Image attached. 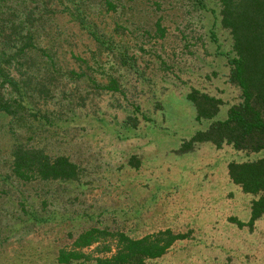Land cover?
<instances>
[{"label":"rangeland","instance_id":"rangeland-1","mask_svg":"<svg viewBox=\"0 0 264 264\" xmlns=\"http://www.w3.org/2000/svg\"><path fill=\"white\" fill-rule=\"evenodd\" d=\"M113 1L116 8H103L101 16L112 49L98 51L67 17L60 19L94 82L60 80L55 95L33 102L50 119L40 127L28 115L14 123L28 145L67 155L79 166L78 178L18 179L9 166L10 118L0 115V264H98L116 251L111 234L141 238L166 229L186 236L144 264H264V213L248 224L256 196L234 184L227 168L264 150L210 142L180 150L211 122L195 120L190 90L222 99L216 118L239 100L227 79L232 40L219 22L218 0ZM66 56L58 57L64 69H78ZM111 78L119 90L101 88ZM90 228L105 233L75 246ZM60 249L84 256L60 263Z\"/></svg>","mask_w":264,"mask_h":264},{"label":"trees","instance_id":"trees-1","mask_svg":"<svg viewBox=\"0 0 264 264\" xmlns=\"http://www.w3.org/2000/svg\"><path fill=\"white\" fill-rule=\"evenodd\" d=\"M196 1L203 5L204 0ZM96 2L98 7L93 9ZM218 3L219 22L229 31L232 40L227 79L239 89V100L229 105L224 118H216L222 99L198 89L190 90L186 99L194 106L195 120L211 122L184 140L180 150L210 142L217 148L229 144L238 151L258 153L264 150V0H218ZM116 6L113 0H16L10 4L0 0V115L10 118L13 141L9 166L18 179L78 178L79 166L67 155L52 156L43 147L28 145V137L23 141L17 136L14 123L25 122L28 115L40 127L51 115L35 106V99L47 101L55 95L60 80L89 77L87 60L73 49L60 19L67 17L96 44L98 51L108 50L114 41L105 31L107 25L101 22L102 9L114 10ZM66 55L74 58L78 69H64L58 57ZM90 79L94 82L92 76ZM100 86L119 90L113 78ZM227 168L234 184L256 196L250 207L248 224L251 225L264 213V155L252 160L230 161ZM230 220L243 224L234 218ZM104 233L90 228L75 239L74 245H89ZM111 235L117 241L116 251L111 257L97 258L98 264H144L146 259L163 255L175 240L186 236L169 229L141 238L122 232ZM83 256L74 249H60L57 261L67 263Z\"/></svg>","mask_w":264,"mask_h":264}]
</instances>
